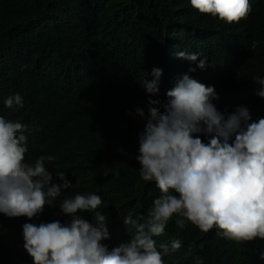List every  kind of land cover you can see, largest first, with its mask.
Returning <instances> with one entry per match:
<instances>
[{"label": "trees", "instance_id": "trees-1", "mask_svg": "<svg viewBox=\"0 0 264 264\" xmlns=\"http://www.w3.org/2000/svg\"><path fill=\"white\" fill-rule=\"evenodd\" d=\"M250 5L246 18L228 24L190 0H0V116L27 126L26 162L43 157L53 183H62L56 174L65 172L72 187L61 193L102 196L97 211L106 216L109 248L135 233L125 216L146 217L160 195L154 181L141 178L136 159L150 98L166 101L187 73L215 86L219 111L247 106L253 121L264 118L261 85L253 79L264 78V0ZM180 51L199 53L207 67L177 58ZM154 67L163 75L159 93L150 95L142 81L153 79ZM14 93L22 108L5 107ZM196 135L208 142V135ZM54 210L46 205L39 215L71 220ZM23 217L6 220L0 213V264H24L22 226L29 218ZM177 219L184 218L173 214L164 233L153 237L160 251V244L181 241L164 264H264V240L236 242L215 227L204 233L185 220L180 228Z\"/></svg>", "mask_w": 264, "mask_h": 264}, {"label": "clouds", "instance_id": "clouds-1", "mask_svg": "<svg viewBox=\"0 0 264 264\" xmlns=\"http://www.w3.org/2000/svg\"><path fill=\"white\" fill-rule=\"evenodd\" d=\"M190 4L228 24L238 23L251 10L250 0H190ZM176 56L198 61L200 69L207 67V58L200 59L199 53L180 51ZM151 75L152 80L142 81L150 95L159 93L163 70L154 67ZM253 79L261 85L257 95L264 98V78ZM166 96V101L149 99L136 156L141 178L154 181L160 195L146 217L125 216V225L132 224L136 231L130 241L112 248L103 243L110 232L106 216L97 211L102 196L61 193L72 187L65 172L56 174L62 183H53L43 157L26 162L27 126L0 116V213L6 220L29 218L22 226L24 264H164L163 256L178 250L181 241L160 244V251L153 237L164 233L173 214L184 218L175 221L180 228L187 220L204 233L215 227L217 235L236 242L264 240V118L253 121L247 106L219 111L213 102L218 99L215 86L187 73ZM4 105L22 108L23 98L14 93ZM136 113L146 115L140 107ZM200 133L208 135L207 143L196 135ZM46 205L53 206L57 215H71V220L49 222L39 215ZM83 212L92 213L93 219L82 218L78 213ZM259 255L264 260V251Z\"/></svg>", "mask_w": 264, "mask_h": 264}]
</instances>
